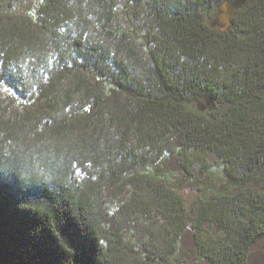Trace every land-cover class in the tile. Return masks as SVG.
Listing matches in <instances>:
<instances>
[{"label":"trees","instance_id":"trees-1","mask_svg":"<svg viewBox=\"0 0 264 264\" xmlns=\"http://www.w3.org/2000/svg\"><path fill=\"white\" fill-rule=\"evenodd\" d=\"M30 1L0 11V264H264V0L226 31L225 0Z\"/></svg>","mask_w":264,"mask_h":264},{"label":"rangeland","instance_id":"rangeland-1","mask_svg":"<svg viewBox=\"0 0 264 264\" xmlns=\"http://www.w3.org/2000/svg\"><path fill=\"white\" fill-rule=\"evenodd\" d=\"M19 6H15L13 3H0V11L4 12L5 14L11 13L14 14V12L17 11V13L19 14H23V11L25 9L28 8V6L32 5V6H37V4L35 2H32L30 0H23L22 2L18 3ZM19 9V10H18ZM218 14L219 12H216L215 14H209L206 16V20L208 23L215 25L217 28L220 27L221 21L218 18ZM222 25V24H221ZM15 113L17 112V110L15 109L14 111ZM186 193L188 194V199L189 201H193L195 194H194V190L192 187L188 186V190H186ZM188 243V242H187ZM261 246H255V253L254 255H252L251 257V261H258L262 258V252L260 250Z\"/></svg>","mask_w":264,"mask_h":264},{"label":"water","instance_id":"water-1","mask_svg":"<svg viewBox=\"0 0 264 264\" xmlns=\"http://www.w3.org/2000/svg\"><path fill=\"white\" fill-rule=\"evenodd\" d=\"M246 0H225L220 3L219 9L220 12L218 14V18L221 21L222 25L218 28L221 31H226L233 24V16L236 11L239 10L245 3ZM212 102L208 100V103ZM201 109H204L202 106Z\"/></svg>","mask_w":264,"mask_h":264}]
</instances>
